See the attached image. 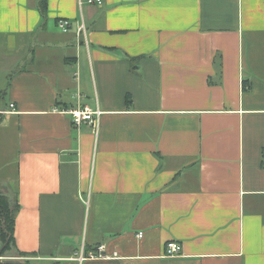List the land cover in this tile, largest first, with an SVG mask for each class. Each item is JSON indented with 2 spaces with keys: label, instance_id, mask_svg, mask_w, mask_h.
Masks as SVG:
<instances>
[{
  "label": "crops",
  "instance_id": "0c3cea01",
  "mask_svg": "<svg viewBox=\"0 0 264 264\" xmlns=\"http://www.w3.org/2000/svg\"><path fill=\"white\" fill-rule=\"evenodd\" d=\"M38 4L0 0L16 250L264 264V0H46L44 18ZM78 106L101 111L97 128L73 125ZM169 240L180 254H164ZM99 245L107 257L78 260Z\"/></svg>",
  "mask_w": 264,
  "mask_h": 264
},
{
  "label": "built area",
  "instance_id": "2783aa9c",
  "mask_svg": "<svg viewBox=\"0 0 264 264\" xmlns=\"http://www.w3.org/2000/svg\"><path fill=\"white\" fill-rule=\"evenodd\" d=\"M89 4H100L102 3V0H85ZM83 3V0H79V5ZM57 26L60 28L61 31L66 32L70 28V21L66 18H58L57 20ZM84 29V25L81 24L78 27V32ZM11 109L14 108V105L10 104ZM67 114L71 116L72 123L74 126L79 127V125L82 122H86L89 125L97 128L98 122H99V116L101 114V111L99 109L92 110L88 106H78L76 108H71L68 110H65ZM142 232H139L137 234L138 237L142 236ZM181 253V244L178 243L175 240H169L165 244V255L166 256H174ZM103 258L107 257V255L104 253V245H99L97 247V251H85L84 249H81L78 254V260L82 261L87 258Z\"/></svg>",
  "mask_w": 264,
  "mask_h": 264
},
{
  "label": "trees",
  "instance_id": "16d2710c",
  "mask_svg": "<svg viewBox=\"0 0 264 264\" xmlns=\"http://www.w3.org/2000/svg\"><path fill=\"white\" fill-rule=\"evenodd\" d=\"M38 9L41 12L42 17H45L46 14V0H39ZM12 76V74L10 75ZM9 86V80L7 81L4 87L0 88V101L2 100L5 92ZM1 110V109H0ZM4 114L0 112V123L2 122ZM19 209V205L16 201L10 202L6 195L0 192V240L2 243V248L0 250V255H2L6 250L15 248L14 241V222H15V213ZM15 250V249H13ZM17 255L20 257H25V262H0V264H32L27 257L35 256V252H26V251H16ZM49 264H60L59 261H52Z\"/></svg>",
  "mask_w": 264,
  "mask_h": 264
},
{
  "label": "rangeland",
  "instance_id": "374dc122",
  "mask_svg": "<svg viewBox=\"0 0 264 264\" xmlns=\"http://www.w3.org/2000/svg\"><path fill=\"white\" fill-rule=\"evenodd\" d=\"M5 47L3 45H1V55L2 57H4V55L6 54L5 51ZM1 103L3 104L4 103V100H1ZM3 172H1L0 170V176L2 175ZM4 188L8 189V193L11 192V189L13 187H15V181H13V175H12V171L9 172L8 176L4 179ZM6 192V190H4ZM17 213V211H16ZM16 213H15V216H16ZM13 251H6L4 252L2 255H0V262H5V261H9V262H25V257H20L19 255H17L16 253V248L13 247ZM5 253H12L11 255H6ZM27 259L30 260V263L32 264H49V262H45V261H35V260H32L31 257H27ZM20 262V263H21Z\"/></svg>",
  "mask_w": 264,
  "mask_h": 264
}]
</instances>
